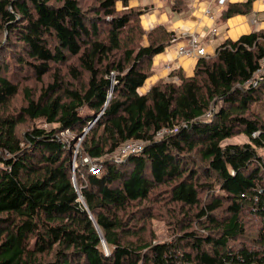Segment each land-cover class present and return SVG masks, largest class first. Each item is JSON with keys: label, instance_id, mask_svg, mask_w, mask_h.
<instances>
[{"label": "trees", "instance_id": "1", "mask_svg": "<svg viewBox=\"0 0 264 264\" xmlns=\"http://www.w3.org/2000/svg\"><path fill=\"white\" fill-rule=\"evenodd\" d=\"M132 1L0 0V264H264V29L143 93Z\"/></svg>", "mask_w": 264, "mask_h": 264}, {"label": "crops", "instance_id": "2", "mask_svg": "<svg viewBox=\"0 0 264 264\" xmlns=\"http://www.w3.org/2000/svg\"><path fill=\"white\" fill-rule=\"evenodd\" d=\"M227 1L238 3L247 0ZM131 5L142 7L141 24L146 31L162 25L178 39L176 44L155 56L154 74L142 87L143 93L158 80L166 81L172 70H182L186 76L194 74L198 59L179 56L177 53L178 47L187 45L192 35L197 36L206 46L209 55H213L216 48L226 39L236 41L243 35L264 29V0L253 2L251 14L237 15L226 22L221 20L225 5H220L218 0H133ZM254 17L258 20L256 24L252 23ZM214 29L217 32L214 40H211V32Z\"/></svg>", "mask_w": 264, "mask_h": 264}, {"label": "built area", "instance_id": "3", "mask_svg": "<svg viewBox=\"0 0 264 264\" xmlns=\"http://www.w3.org/2000/svg\"><path fill=\"white\" fill-rule=\"evenodd\" d=\"M208 13H209V11H208ZM254 21L256 22L255 19H254ZM190 40H191L190 46L181 48L180 54L187 55V56H196L197 58L208 56L206 48L199 45V43H198L199 39L197 36L193 35L190 38ZM263 64H264V56L259 60V69L256 72V74H259L262 72ZM173 79L177 82L179 81V78L177 76H175ZM142 145H143V143H141L139 141H128L127 143L123 144L114 153L113 157L117 161H121V159L124 158L125 156H127L128 154L138 151ZM96 168H97V166L92 167L93 170H96Z\"/></svg>", "mask_w": 264, "mask_h": 264}, {"label": "rangeland", "instance_id": "4", "mask_svg": "<svg viewBox=\"0 0 264 264\" xmlns=\"http://www.w3.org/2000/svg\"><path fill=\"white\" fill-rule=\"evenodd\" d=\"M228 1L227 0H218V3L220 4V5H225L226 3H227ZM121 7V5L119 4V8ZM208 11L209 10H207V13H208ZM252 13V12H251ZM250 13V14H251ZM254 19L256 20V22L254 21ZM254 19H253V21H252V23H254V24H256L257 22H258V20H257V18L256 17H254ZM216 29H214L213 30V32H211V40H214V36L216 35ZM176 36V35H175ZM193 36V35H192ZM191 36V37H192ZM177 41H178V39H177V37H175L174 38V40H173V43L171 44V45H174V44H176L177 43ZM190 43H191V40H189V43L187 44V45H182V46H179L178 47V49H177V53H178V55L179 56H183V57H187V58H191V59H200V58H202V57H199V58H197L196 56H187V55H182V54H180V49L181 48H183V47H189L190 46ZM198 43H199V45L200 46H202V47H204V48H206V46L205 45H203V43L200 41V40H198ZM206 51H207V49H206ZM207 53H208V51H207ZM208 56H209V54H208ZM208 56H205V57H208ZM173 71V70H172ZM171 71V72H172ZM170 72V73H171ZM261 73H263L264 74V64H263V66H262V72ZM176 75H173V76H169L168 77V81H172V80H174L173 78L175 77ZM178 77V76H177ZM179 78V77H178ZM62 136L65 138V139H67V138H69L70 136H71V133L70 132H65V133H62ZM248 141V139L245 137V136H238V137H236V138H233V139H231V140H229V142L230 143H245V142H247ZM227 142V141H226ZM228 143V142H227ZM78 147H79V145H78ZM78 147H77V149H78ZM263 152V155H264V151H262ZM86 162V161H85ZM153 225H154V228L156 229V231H157V233L161 236V238H165V236H166V234H167V227H166V225L164 224V222H161V221H159L158 219L157 220H155L154 222H153Z\"/></svg>", "mask_w": 264, "mask_h": 264}]
</instances>
